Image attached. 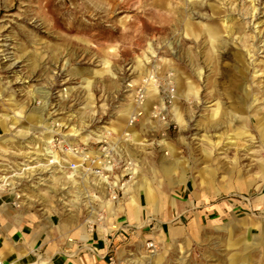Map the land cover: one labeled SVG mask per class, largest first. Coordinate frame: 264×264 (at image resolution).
<instances>
[{
    "label": "clouds",
    "instance_id": "1",
    "mask_svg": "<svg viewBox=\"0 0 264 264\" xmlns=\"http://www.w3.org/2000/svg\"><path fill=\"white\" fill-rule=\"evenodd\" d=\"M54 5V24L43 13L29 17V31L40 42L29 41V47L21 48L17 60L24 61V70L13 73L14 79L0 77V107L4 109L0 120L11 122L12 128L27 118L33 104L38 110L50 108L51 101L38 97L36 89L50 91L63 75L75 86L61 92L58 103L78 102L82 108L52 124L37 121L30 130L12 133L26 137L43 129L38 138L47 147L37 156L51 158L45 164L37 159L33 168L27 164L14 167L10 155L19 153L0 149V193L15 191L22 179L31 180L37 171H50V187L69 186L70 198L66 196L56 209L61 215L59 227L48 225L44 217L37 218L30 211L24 217L26 223L36 225L34 231L42 240L39 247L24 240L23 233L20 242L12 241L18 218L0 213V239L17 253L11 264H22L25 259L28 264H52L54 255L65 250L71 264H84L80 252L94 255L95 249L82 237L90 235L94 226L105 238H116L118 231L121 240L124 232L138 240L141 225L131 217L140 210V195L162 203L182 179L197 175L203 187L197 183L193 201H199L201 207H218L219 223L202 229L209 232L202 238L186 233L181 246L194 251L210 241L223 257L222 264H264V229L256 238H240L239 220L228 210L243 202L246 189L258 188L260 191L247 197L248 207L256 222L264 224V137L251 157V166L241 163L243 156L228 160L227 175L232 180L225 185L220 176L210 174L216 164L201 155L200 133L194 131L199 112H204L211 128L223 115L220 98L202 101L199 94L202 86H208L203 84L205 53L216 58L233 39L251 41L264 35V0H54ZM161 23L167 27H153ZM249 30L251 35H247ZM46 40L53 43L46 44ZM181 50L187 59L183 71L172 59ZM82 56L91 63L81 64ZM37 68L39 76L29 82ZM14 84L20 87L14 88ZM118 96L127 100H117ZM103 116L108 120L101 125L98 121ZM173 126L175 133L170 131ZM46 134L61 139H45ZM255 139L249 137V142ZM53 165L57 167L53 169ZM240 172L245 175L237 176ZM205 200L218 203L205 205ZM190 209L199 215L196 203ZM145 211L155 218L150 209ZM121 215L130 219L121 224ZM156 243L163 253L171 247L154 242V253ZM138 253L139 249L132 256ZM148 255L145 249L139 264H145ZM6 258L7 251L0 248V264ZM156 258L152 255L147 264Z\"/></svg>",
    "mask_w": 264,
    "mask_h": 264
},
{
    "label": "rangeland",
    "instance_id": "2",
    "mask_svg": "<svg viewBox=\"0 0 264 264\" xmlns=\"http://www.w3.org/2000/svg\"><path fill=\"white\" fill-rule=\"evenodd\" d=\"M46 1L0 0V77L5 80L14 79L13 73L24 70L22 68L24 61L17 60L21 48L29 47V41L34 44L40 42V38L29 31L32 28L29 17L38 13L37 7H52L54 4V0H51L50 5L46 6ZM153 27L163 30L167 27V24L161 23L153 25ZM247 35H251V30ZM236 36L239 37L240 33L237 32ZM44 43L52 44L53 41L46 40ZM188 43H191V41ZM246 49L250 51L249 55ZM131 54L130 49L128 55ZM205 56H207V66L203 84L208 86H202L199 94L202 101L206 98H220L222 100L223 115L221 120L217 122V126L211 128L204 112H199L197 114L199 120L194 131L200 133L201 155L206 154L205 158L209 162L214 161L216 164L215 168L210 169V174L220 176L221 181L227 185L232 180V177L227 175L229 171L226 168L228 160L243 156L241 163L251 166V157L258 150L257 145L261 144V138L263 137L259 125L264 126V35H257L251 41L233 39L225 48L223 54L219 53L216 58L208 56L207 53H205ZM172 59L183 71L187 65V59L182 55V50L178 51ZM181 61H184V63L181 64ZM80 62L81 64L91 63L87 56H82ZM53 67L55 66L53 65ZM125 75H129V73L126 72ZM131 75L135 78V74ZM38 76L39 69L37 68L29 82L36 80ZM74 86V81L69 79L67 75H63L62 78L61 76L57 77L50 91L39 88L45 91L41 98L51 101V106L46 110H38L33 104L32 110L27 113H33V120L26 123L22 119L21 125H26L27 130H30V126L37 121H46L48 124L52 120L58 121L80 111L82 105L78 102L58 103L61 92ZM13 87L19 88L20 85L14 84ZM16 98L17 100L21 99L19 95ZM116 99L127 100V97L118 96ZM200 107L203 109L204 104L202 103ZM2 109L0 107V113ZM50 117L52 118L50 119ZM107 120L108 116H103L98 123L102 125ZM17 129L11 130L10 137L12 141L7 145H4L0 139V148L9 147V153H19L18 155H10V161L14 167L18 166L22 158H25V146H28L33 139V135L26 137L17 135L14 137L12 133ZM33 131L36 133L39 130ZM170 131L175 133V126ZM209 132H211V136H209ZM2 135L0 130V136ZM228 137L231 139L228 140ZM249 137H255V142L250 143ZM208 141L212 145L214 144V147L211 148ZM228 141L233 144L227 143ZM0 155H3V153L0 152ZM222 171L225 175H220ZM236 175H245V173L240 172ZM197 183L203 187L199 175L194 179H182L174 188L170 197H166L167 203H164L162 213L155 214V218L151 217V221L141 224L139 228L140 239L132 238L131 243L127 244L124 249L112 253L115 257V264H134L128 260L144 255V250L147 249L146 245L148 243L153 245L157 241L167 243L171 247L167 253H163L160 244L156 243L157 252L154 255L157 258L152 261V264H222L223 257L210 246V241L203 249L194 251L186 250L185 247L181 246L186 233L202 238L209 235L208 231H202V229L210 224L219 223L220 210L218 207H201L199 201H193V197L197 192ZM257 191H260V189L255 187L250 190L246 189L243 193V202L237 203L235 208L228 209L239 220L240 238H256L261 229H264V224L256 222L248 207L247 197ZM237 199L239 200V198ZM144 203V196L141 195L139 204L144 206ZM193 203H196L199 210L198 216L193 214L190 209V205ZM204 203L208 205L218 202L205 200ZM141 216L144 221L148 219L144 209L141 210ZM125 217L126 215H121L120 220H124ZM250 217L251 223L249 221ZM159 233L161 237L158 236ZM173 241H178V243L173 244ZM137 249H139L138 255L132 256ZM147 250L152 251V248ZM128 256H132V258L125 259ZM161 256L164 257L163 260H161ZM145 264H147V261Z\"/></svg>",
    "mask_w": 264,
    "mask_h": 264
},
{
    "label": "built area",
    "instance_id": "3",
    "mask_svg": "<svg viewBox=\"0 0 264 264\" xmlns=\"http://www.w3.org/2000/svg\"><path fill=\"white\" fill-rule=\"evenodd\" d=\"M51 118L52 117H50V119ZM53 122L54 120L50 121L48 124H52ZM38 130V132L33 134L32 142L30 141L28 146H25V158H22L18 163V166L15 167H23L25 164H27L28 167L33 168L37 163V159L41 164L48 163V161L50 160V155L37 156L38 152L44 151V149L47 147L44 140L38 138L40 132L43 131V129ZM47 138H52L54 140L61 139L60 137H53L50 134H46L45 139ZM69 142L70 138L65 139V143ZM29 157L36 158L29 159ZM56 167V165H53V169H55ZM9 174H11V172H9ZM0 175H3V173H0ZM56 175H60V173H56ZM52 183L53 179L52 173L50 171H37V174L33 176L31 180L22 179L15 191L8 192L12 196L11 206L15 209H27L30 212L44 218H48L54 215H60V212L56 209H58L59 206L63 203L66 196L70 198V187H50ZM96 231L98 230L94 226L91 234ZM111 246L112 245L110 243L108 252L105 257L107 264H115V257L112 254L113 252H111L113 250ZM151 246V243H148L146 245L147 249H151Z\"/></svg>",
    "mask_w": 264,
    "mask_h": 264
},
{
    "label": "crops",
    "instance_id": "4",
    "mask_svg": "<svg viewBox=\"0 0 264 264\" xmlns=\"http://www.w3.org/2000/svg\"><path fill=\"white\" fill-rule=\"evenodd\" d=\"M12 196L8 192L6 193H0V213H3L6 217L10 214H15L18 218V227L11 235V240L15 242H20L21 240V233L24 234L23 239L26 241H31L36 244L37 247H39V243L42 242L41 239H38L37 233L34 231L36 225L35 224H29L26 223L24 220V217L28 215L29 210L27 209H15L11 206ZM141 201V199H140ZM32 213V212H31ZM33 216L39 218L41 216H38L35 213H32ZM124 216V215H123ZM121 219V218H120ZM119 222L123 224L127 217L123 218L124 220H120ZM48 225L59 227L61 226V216L60 215H54L48 218H45ZM124 239L121 240L118 237L120 236V232L116 233V238H114L112 235H107V237H102L99 233V231H96L90 235H83V240L88 245L91 246L92 249H95L94 255H90L88 251L80 252V259L84 261V264H89L90 261L93 259L95 260V264H107L106 262V254L109 249L108 241H111V252H119L124 247H126L127 244L131 243L132 236L124 232ZM0 248H4L7 251V258L5 259V263H11L12 260H15L17 257V253L15 251L9 250L4 242V240L0 239ZM107 249V251H105ZM22 264H28V260L25 259L22 261ZM52 264H71L69 260V256L67 253V250H65L62 254L57 253L54 255Z\"/></svg>",
    "mask_w": 264,
    "mask_h": 264
},
{
    "label": "bare ground",
    "instance_id": "5",
    "mask_svg": "<svg viewBox=\"0 0 264 264\" xmlns=\"http://www.w3.org/2000/svg\"><path fill=\"white\" fill-rule=\"evenodd\" d=\"M50 2H51V0H47L46 1V6L48 4L50 5ZM37 10H38V13H43L44 16L51 18L52 21H53V24L55 23V17L53 16V13L56 12V9H55V5L54 4L52 5V7H37ZM56 15H59V13H56ZM224 52H225V49L221 53L223 54ZM246 52H247L248 55L250 54V51L248 49H246ZM44 92L45 91H43V90H41L39 88L36 89L37 96L40 97V98L43 96V93ZM0 114H4V109H2V112ZM7 114L8 115H11V113H7ZM26 116H27V118L24 119L26 123L27 122L30 123L33 120V118H34L33 113L27 114ZM10 123L11 122L5 123L3 120H0V130H1L2 134H3L2 136H0V139H1V142L4 145H7L10 141H12V139L10 137L11 130L14 131L18 127L20 128L19 130L21 132L27 130V127H25L26 125L25 126L24 125H21V123H22L21 120H19V122L14 127H12V128L9 127V124ZM259 127H261L259 130H260V132L262 133V135L264 137V126L262 127L261 125H259ZM205 137L207 138L208 136H205ZM230 139L231 138H229L228 140H230ZM208 143H209V141H208ZM227 143L233 144L231 141L230 142L228 141ZM209 145L211 146V148L214 147V144L212 145L211 143H209ZM0 149H4L7 152H8V150H10L9 147H3V148H0ZM141 195H143V194H141ZM144 200H145L144 206L139 204L140 210L137 211L136 214L131 217L132 219H135L138 222H140V225L144 223V220H143V218L141 216V210L142 209H144V210L145 209H150L152 211V213H153V216H154L155 214L162 213V211L164 209L163 207L165 205L164 203H167L166 198H165L164 202H162V203H158L156 201H153L152 199H150L149 197H146V196H144ZM145 212H146V215L148 217V219H146V221L147 222L151 221L152 219L149 216L148 211H145ZM126 217H127V220L130 219V217L128 215H126ZM249 221H250V223L252 222L251 217H250V220ZM253 222L255 223V221H253ZM158 236L161 237L160 233L158 234ZM148 253H149V255L146 258V261L149 260V259H151V256L154 255V252L153 251H148ZM128 261H130L131 263L137 264L139 262V257L138 258H135V259H132V260L130 259Z\"/></svg>",
    "mask_w": 264,
    "mask_h": 264
}]
</instances>
